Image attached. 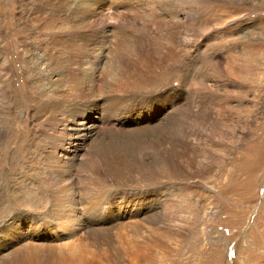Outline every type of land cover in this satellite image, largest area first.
<instances>
[{"label":"rangeland","instance_id":"rangeland-1","mask_svg":"<svg viewBox=\"0 0 264 264\" xmlns=\"http://www.w3.org/2000/svg\"><path fill=\"white\" fill-rule=\"evenodd\" d=\"M123 1L99 12L138 24L119 30L146 44L140 59L160 81L117 94V121L88 112L92 137L51 177L9 157L17 185L0 192V224L18 211L14 242L45 238L56 248L45 254L89 260L75 264H264V0ZM20 52L7 50L16 73ZM18 107L10 122L31 129ZM12 252L0 261L19 264Z\"/></svg>","mask_w":264,"mask_h":264},{"label":"bare ground","instance_id":"bare-ground-1","mask_svg":"<svg viewBox=\"0 0 264 264\" xmlns=\"http://www.w3.org/2000/svg\"><path fill=\"white\" fill-rule=\"evenodd\" d=\"M9 1V9L0 4V152H4L0 157V192L4 188L11 191L10 184L16 181L18 165H13L9 157H15L21 165L26 164L32 170L42 171V164L49 166L45 173L51 177L60 164L74 162L81 146L92 137L96 124L88 126L84 122L88 112L98 111L97 122L117 121L120 119L117 117L123 116L117 115V101L123 102L117 94L122 92L125 97L129 87L139 81H152L154 85L160 81L140 59L139 48L146 44H141L137 40L139 36L135 37L134 33L129 32L128 35L124 33L126 31L119 30L127 25L134 29L138 24L132 20L125 24L122 19L117 24L115 17H104L99 12L103 3L115 6L116 10L125 5L124 1L21 0L22 11L18 9V0ZM110 44L113 46L109 47ZM11 46L21 50L17 54L19 73L7 55ZM127 51L132 60H136L132 63L136 68L134 74L125 62ZM22 75L29 85L19 86ZM12 78L17 82L13 83ZM16 86L20 90H16ZM23 102L30 106L26 108ZM16 105L30 111L31 129L10 122L12 107ZM58 127L62 128L61 133L56 130ZM54 134L59 135V141L53 147L51 140ZM54 202L53 198L52 209L56 206ZM43 213L49 215L52 212ZM18 214L16 211L11 217H6L7 223L1 221L0 249H12L11 255L21 251L23 256L19 257V264L89 262L80 251L61 253L67 256L45 254L42 249L56 250L45 243L36 244L45 238H31L34 242H14V236L20 230L19 224L13 221ZM96 223L104 222L97 220ZM37 250L43 253L42 256L36 254ZM8 261L3 259L0 264H9Z\"/></svg>","mask_w":264,"mask_h":264}]
</instances>
